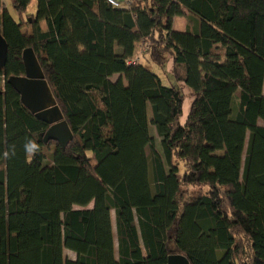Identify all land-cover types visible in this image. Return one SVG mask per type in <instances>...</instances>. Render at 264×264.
<instances>
[{
    "label": "trees",
    "instance_id": "obj_1",
    "mask_svg": "<svg viewBox=\"0 0 264 264\" xmlns=\"http://www.w3.org/2000/svg\"><path fill=\"white\" fill-rule=\"evenodd\" d=\"M31 2L12 0L16 17L0 0V264H264V0ZM29 47L74 133L66 148L8 83ZM151 62L172 63L171 83Z\"/></svg>",
    "mask_w": 264,
    "mask_h": 264
},
{
    "label": "water",
    "instance_id": "obj_2",
    "mask_svg": "<svg viewBox=\"0 0 264 264\" xmlns=\"http://www.w3.org/2000/svg\"><path fill=\"white\" fill-rule=\"evenodd\" d=\"M7 41L0 28V64L3 66L7 58ZM25 66L24 75H12L8 83L21 95L23 104L28 107L37 118L49 124L44 134V141L55 140L62 148H66L74 139L64 114L46 79L36 52L32 47L23 51ZM1 94V90H0ZM166 264H190V260L183 254H170Z\"/></svg>",
    "mask_w": 264,
    "mask_h": 264
},
{
    "label": "rangeland",
    "instance_id": "obj_3",
    "mask_svg": "<svg viewBox=\"0 0 264 264\" xmlns=\"http://www.w3.org/2000/svg\"><path fill=\"white\" fill-rule=\"evenodd\" d=\"M33 7H30V9H32ZM11 11L15 14V11L12 7H10ZM145 54L146 53H143V52H139V54L137 53V57H139V61H144L145 59H147L145 57ZM138 61V62H139ZM148 67L153 70L154 72H157V73H160V75L163 77V81L165 82V84H168L169 83V79H168V71L164 68V69H161L160 66H158L157 64L151 62L150 64H148ZM167 68V67H166ZM119 77V74L118 75H113L111 77L112 80H117ZM125 83L127 84V81L125 80ZM1 85H3V82H0ZM184 92H185V96H186V101H185V112H184V116H183V119L182 121H185L186 117H187V112H188V109L191 107V102L193 100V96H192V92L185 86L184 88ZM238 109V97L236 96L235 98V111ZM260 124H263L264 125V121L262 119L259 120ZM151 135L154 137L155 139V148L159 151L162 152V147H161V138L159 137V135L157 134L155 128H152L151 129ZM49 141H52V140H49ZM46 142L47 143H49ZM248 141H249V132L247 134V137H246V147H245V150H244V154H243V161H242V164L244 165L245 163V158H246V155H247V146H248ZM219 154L223 153V151H219L218 152ZM148 154L150 155V158H151V155H152V149H148ZM47 163H50L51 162V156L48 157ZM152 170V169H151ZM183 171V169H182ZM94 206V203H90L88 208H92ZM76 208H80L79 206H76ZM112 221H113V229H114V237H115V243H116V247L118 245V241H117V232H116V215H115V211L113 210L112 211ZM64 254H65V257L68 258V259H75L76 258V253L74 251H71L69 249H66L64 251Z\"/></svg>",
    "mask_w": 264,
    "mask_h": 264
},
{
    "label": "crops",
    "instance_id": "obj_4",
    "mask_svg": "<svg viewBox=\"0 0 264 264\" xmlns=\"http://www.w3.org/2000/svg\"><path fill=\"white\" fill-rule=\"evenodd\" d=\"M3 4L8 7V9L11 11L10 7H13L12 5V0H2ZM30 7H33L32 9H30ZM15 11V9H14ZM12 12V11H11ZM28 13H35L36 12V0H32L31 4L29 5L28 7V10H27ZM13 13V12H12ZM14 14V13H13ZM16 17L18 16L16 11H15V14H14ZM41 25L44 27V23L42 22ZM188 23H187V19L186 17L184 16H176L175 19H174V28L178 31H186L187 30V26ZM171 68H172V63L171 62H168L167 63V68L166 70L168 71V74L171 73ZM160 74V73H159ZM167 74V75H168ZM162 77V76H161ZM168 79H169V83H171V76L168 75ZM162 80H163V77H162ZM164 82V81H163ZM165 83V82H164Z\"/></svg>",
    "mask_w": 264,
    "mask_h": 264
},
{
    "label": "clouds",
    "instance_id": "obj_5",
    "mask_svg": "<svg viewBox=\"0 0 264 264\" xmlns=\"http://www.w3.org/2000/svg\"><path fill=\"white\" fill-rule=\"evenodd\" d=\"M23 150L26 155V157L31 161L32 158L36 156L40 152V146L39 144L31 139H26L23 144ZM15 149L14 147L9 151L5 152L4 155L7 158H11L12 156H15Z\"/></svg>",
    "mask_w": 264,
    "mask_h": 264
},
{
    "label": "built area",
    "instance_id": "obj_6",
    "mask_svg": "<svg viewBox=\"0 0 264 264\" xmlns=\"http://www.w3.org/2000/svg\"><path fill=\"white\" fill-rule=\"evenodd\" d=\"M108 3H110L113 7L116 8H130L133 3L137 0H107ZM148 44L143 42L141 47H140V51L145 53L148 51ZM139 61V57H134L131 62L132 63H137Z\"/></svg>",
    "mask_w": 264,
    "mask_h": 264
}]
</instances>
